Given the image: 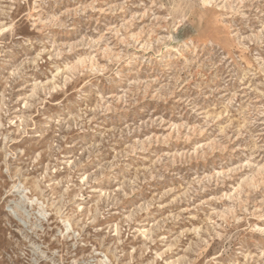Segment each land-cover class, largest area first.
I'll return each mask as SVG.
<instances>
[{
  "label": "rangeland",
  "instance_id": "rangeland-1",
  "mask_svg": "<svg viewBox=\"0 0 264 264\" xmlns=\"http://www.w3.org/2000/svg\"><path fill=\"white\" fill-rule=\"evenodd\" d=\"M0 264H264V0H0Z\"/></svg>",
  "mask_w": 264,
  "mask_h": 264
}]
</instances>
